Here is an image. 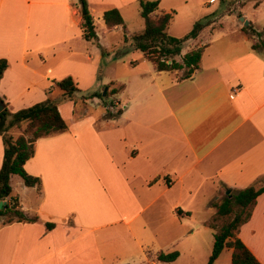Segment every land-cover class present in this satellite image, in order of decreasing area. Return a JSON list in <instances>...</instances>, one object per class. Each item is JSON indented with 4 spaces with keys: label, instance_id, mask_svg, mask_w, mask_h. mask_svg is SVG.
I'll list each match as a JSON object with an SVG mask.
<instances>
[{
    "label": "crops",
    "instance_id": "1",
    "mask_svg": "<svg viewBox=\"0 0 264 264\" xmlns=\"http://www.w3.org/2000/svg\"><path fill=\"white\" fill-rule=\"evenodd\" d=\"M86 1L96 41L84 37L80 0H0V59L9 62L0 82L4 107L60 99L57 82L68 76L78 88L59 103L68 130L39 138L25 164L40 188L23 184L19 193L11 178L10 203L40 219H0V264H175L184 256L183 264H196L204 238L209 259L214 230L204 222L213 202L228 188L264 185V51L249 32L264 30V0H160L154 15L175 11L167 30L174 37L192 30L200 10L209 15L182 50L205 47L190 77L180 76L184 69L157 70L133 45L145 23L131 31L125 12L139 8L138 0ZM111 8L125 28L106 26ZM217 19L223 27L210 32ZM101 92L109 97L93 95ZM108 105L122 106L121 115L111 117ZM3 157L0 135V168ZM200 209L207 217L197 218ZM167 217L182 225L170 240V228L151 222ZM46 222L55 226L48 230ZM238 236L264 264V193ZM174 250L175 261L150 259ZM214 264H232V249Z\"/></svg>",
    "mask_w": 264,
    "mask_h": 264
},
{
    "label": "trees",
    "instance_id": "2",
    "mask_svg": "<svg viewBox=\"0 0 264 264\" xmlns=\"http://www.w3.org/2000/svg\"><path fill=\"white\" fill-rule=\"evenodd\" d=\"M138 1L145 28L142 32L132 36L133 45L155 64L157 70L187 69L185 77L192 76L200 68L205 47L191 49L185 54H182V50L187 41L196 39L202 30L210 24L208 17L197 21L186 35L174 37L169 35L167 30L175 11L157 16L154 13L159 8L160 0ZM80 5L84 37L86 40L96 41L98 35L88 3L86 0H80ZM104 20L109 29L118 25L125 28L124 18L118 8L105 10ZM249 32L258 37V42L253 47L264 51V30L257 31L250 26ZM178 57H181V60ZM8 66V60L1 58L0 82ZM57 85L64 90L60 99L48 98L14 112H10L6 107L0 111V135L4 144V157L0 168V202L6 201V204L0 208V217H6L5 223L36 222L40 219L38 215H28L16 201L10 203L8 199L12 194L11 178L14 175H19L26 186L40 188L41 179L28 173L25 169L26 162L35 153V143L41 137L68 130V124L59 110V103L63 100L73 99L78 88L71 76L58 81ZM93 95L107 99L109 92ZM0 102H3L1 96ZM121 113V109L115 113L109 111L111 117H118ZM23 124H25L23 132L14 136L11 129L21 127ZM262 193H264V185H250L235 190L232 196L226 195L221 200L213 202L215 212L204 222L206 226L214 230L212 252L207 264H214L225 248L232 249V264H262L238 236L240 227L249 221L257 198ZM45 225L48 230L55 226L51 222H46ZM178 256V250L157 253V259L166 263L175 261Z\"/></svg>",
    "mask_w": 264,
    "mask_h": 264
},
{
    "label": "rangeland",
    "instance_id": "3",
    "mask_svg": "<svg viewBox=\"0 0 264 264\" xmlns=\"http://www.w3.org/2000/svg\"><path fill=\"white\" fill-rule=\"evenodd\" d=\"M231 1H235V0H231ZM224 8H225V6L222 3H220V2H218L214 6V9H216V13L219 14V15H221V13L223 12ZM232 8H234V7L232 6ZM229 9H231V8H229ZM206 12H207V10H203V11L200 10L199 14L200 13L202 14L201 20H203V19H205V18H207L209 16L207 14L205 15ZM234 12H237V4H235V8L230 13H234ZM180 15L182 17V12L180 13ZM125 16H126V21L128 23L129 29H131V31H135V32L140 31V30H138V29H140V25H142V26L144 25V21H143V18L141 16V12H140V7L137 8V9H132V10H130L128 12H125ZM237 16H239L238 13H237ZM214 22L215 23L212 26L208 27L210 32H213L214 29H219V28L223 27V23H222L221 19H217ZM230 26H231L230 23L228 21H226L225 24H224V29L225 30H229ZM133 49H136V48L133 47ZM178 59L181 60V57H178ZM186 73H187V69L186 70H180V76L181 77H185ZM99 108L102 110L103 106H99ZM121 108H122V106H114V107H110L109 106V107H106V109L108 111H111L112 113L117 112ZM79 109L80 108H78L76 113H77V115L80 116L83 112H82V110H79ZM18 182H21V185H18ZM23 184L24 183H23L22 178L19 175H15L14 181H13V186L15 187V189L17 191H19V193L21 191L20 188H21V186H23ZM221 199L222 198H220L218 200H221ZM197 214H198L197 218L199 217L198 219L201 218L200 215H202L203 217H207L206 216V212L203 209L202 210L200 209ZM1 218L4 221V219L6 217H0V219ZM151 222L154 223L152 226H156L159 223H162V225L165 228L166 227L170 228V230H171L170 232H172L171 233V237L169 236V232H168L167 235L165 234V238L168 239V240H170V238L172 239V236H174V234H175L174 232H179L180 234L182 233V225H180L178 222H176V220L171 219L170 217H167V218L163 219L162 221L161 220L160 221L159 220H151ZM205 232H204V234L207 235ZM208 232H210V231H208ZM163 236L164 235H162V237ZM199 244H200L201 247L196 251V264H207V262H208V258H206V251L208 252L207 246H206L207 245V238H204L203 241H199ZM210 245L211 244H209V246ZM169 247H171V246H169ZM210 251H212V247H211ZM207 255H208V253H207ZM151 258L157 259L156 254L154 256L150 255V259ZM185 259H186V256H184V257H182V259H179L178 261H176L175 264H183Z\"/></svg>",
    "mask_w": 264,
    "mask_h": 264
},
{
    "label": "water",
    "instance_id": "4",
    "mask_svg": "<svg viewBox=\"0 0 264 264\" xmlns=\"http://www.w3.org/2000/svg\"><path fill=\"white\" fill-rule=\"evenodd\" d=\"M242 19H243V17H241ZM245 23L246 24H248L249 22L248 21H245ZM106 92H104V94H105ZM4 109V103L3 102H0V111H2ZM226 194L227 195H229V196H232V189L231 188H228L227 190H226ZM4 204H6V201H1L0 202V208L4 205Z\"/></svg>",
    "mask_w": 264,
    "mask_h": 264
},
{
    "label": "built area",
    "instance_id": "5",
    "mask_svg": "<svg viewBox=\"0 0 264 264\" xmlns=\"http://www.w3.org/2000/svg\"><path fill=\"white\" fill-rule=\"evenodd\" d=\"M109 106H110V107H114V106H112V105H108V107H109Z\"/></svg>",
    "mask_w": 264,
    "mask_h": 264
}]
</instances>
